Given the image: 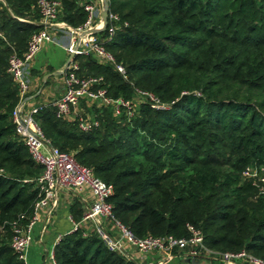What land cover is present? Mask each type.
<instances>
[{"label": "trees", "instance_id": "obj_1", "mask_svg": "<svg viewBox=\"0 0 264 264\" xmlns=\"http://www.w3.org/2000/svg\"><path fill=\"white\" fill-rule=\"evenodd\" d=\"M52 1L71 28L87 22L93 4ZM37 2H0V264H24L11 247L12 225H28L39 195L42 168L15 132L19 89L8 73L10 57H22L43 29ZM106 3L116 29L110 36L108 22L97 36L125 78L93 57L77 58L78 76L102 78L113 99L147 92L158 108L139 98L132 117H115L104 107L85 133L42 107L34 120L44 138L111 186L114 217L136 237L187 238L192 226L207 249L264 264V0ZM248 168L259 177H245ZM83 213L78 203L70 208L75 224ZM174 254L179 264H222ZM53 256L56 264H142L108 251L88 225L60 238Z\"/></svg>", "mask_w": 264, "mask_h": 264}, {"label": "built area", "instance_id": "obj_2", "mask_svg": "<svg viewBox=\"0 0 264 264\" xmlns=\"http://www.w3.org/2000/svg\"><path fill=\"white\" fill-rule=\"evenodd\" d=\"M59 3L52 0H38L37 10L40 15L42 30L34 33L27 44V50L22 57L12 55L8 61V73L18 85L19 99L12 113L15 124V132L24 142L32 161L42 168L41 175L35 180L39 188L38 200L33 207V217L26 227H19L16 223L12 225L11 247L17 254L18 259L26 264L28 250L32 242V228L37 222L41 212L51 217L58 208L59 197L62 191L81 192L88 189L93 203L83 213L79 224L73 222L72 232L83 225L92 227L104 247L113 253H119L129 260H138L140 263L150 254L160 256V264H166L175 258L174 252L181 254L187 260H218L222 264H263L245 252L236 254L217 253L207 249L203 242L201 233L192 226H187L189 236L187 238H138L128 228L116 220L113 214L112 205L108 199L112 193L111 186L95 178L92 172L80 165L72 155L53 148L44 138L41 129L37 126L34 116L42 107H34L28 112L25 110V99L29 93L30 79L28 66L47 45L55 43L58 34L69 37V44L65 48L68 59L63 74V92L59 98L54 100L50 107L54 110L57 119L76 120L82 132H90L97 122H90L84 118L78 108L84 101L98 103L100 106L111 109L113 115L118 117L125 112L132 117L134 106L131 102L122 98L113 99L108 95L105 88L101 87L102 78L78 76L79 65L77 58L93 57L99 64L112 66L120 75L125 78L123 66L117 64L114 57L109 53L104 43L99 40L100 33L105 26L101 20L102 10H95L94 6L87 5V22L80 28H71L64 22L57 20ZM100 7H103L102 1ZM99 24L96 25L97 18ZM117 16L107 15L106 24H111L109 35L115 31ZM94 31H99L92 34ZM0 38H2L0 34ZM138 98L149 100L158 108L155 98L140 90H135ZM71 118V119H69ZM0 169V177H5ZM247 178H258L254 168H248L244 172ZM263 181V179H261ZM60 239L57 240V242ZM136 253V256L131 254ZM49 259L51 264H56L51 252Z\"/></svg>", "mask_w": 264, "mask_h": 264}, {"label": "crops", "instance_id": "obj_3", "mask_svg": "<svg viewBox=\"0 0 264 264\" xmlns=\"http://www.w3.org/2000/svg\"><path fill=\"white\" fill-rule=\"evenodd\" d=\"M69 44V37L58 34L55 43L45 45L31 61L27 72L30 88L25 99V111L34 107H46L59 98L63 92L62 70L67 63L68 55L65 48ZM78 111L80 112L79 108ZM78 203L86 211L93 203L88 189L81 192L62 191L58 208L48 217L41 212L32 228V242L27 253L26 264H51L49 256L57 244V240L72 232L73 221L70 208ZM133 256L137 254L131 251ZM138 256V255H137ZM157 259V260H156ZM179 260L173 258L168 264ZM158 254H150L141 261L144 264H160Z\"/></svg>", "mask_w": 264, "mask_h": 264}, {"label": "rangeland", "instance_id": "obj_4", "mask_svg": "<svg viewBox=\"0 0 264 264\" xmlns=\"http://www.w3.org/2000/svg\"><path fill=\"white\" fill-rule=\"evenodd\" d=\"M93 2L92 6H94L95 10H102V7H100L101 4V0H91ZM0 2H2V0H0ZM100 21V17L97 18L96 25L99 24ZM138 102H140V99L138 97H133L131 99V103L133 104V106L135 107V109L138 107ZM79 110H80V114L88 119L90 122L96 120V118L100 117V116H104V107L100 106L98 103H93V102H89V101H84L80 104L79 106ZM71 119V118H69ZM157 260V259H156ZM180 259L178 262H174L173 264H179L180 263ZM144 264V263H142ZM199 264H214L212 262L209 261H201Z\"/></svg>", "mask_w": 264, "mask_h": 264}, {"label": "water", "instance_id": "obj_5", "mask_svg": "<svg viewBox=\"0 0 264 264\" xmlns=\"http://www.w3.org/2000/svg\"><path fill=\"white\" fill-rule=\"evenodd\" d=\"M102 1V4H103V7H102V12H101V20L103 22V25L105 26L106 25V19H107V15H108V6H107V3H106V0H101ZM99 31H94L92 32V34H96L98 33Z\"/></svg>", "mask_w": 264, "mask_h": 264}]
</instances>
